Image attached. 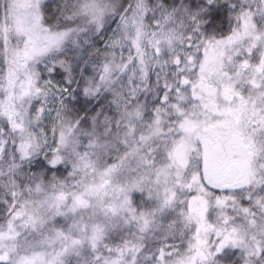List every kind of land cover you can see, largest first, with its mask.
Masks as SVG:
<instances>
[{
    "label": "snow or ice",
    "instance_id": "obj_1",
    "mask_svg": "<svg viewBox=\"0 0 264 264\" xmlns=\"http://www.w3.org/2000/svg\"><path fill=\"white\" fill-rule=\"evenodd\" d=\"M0 264H264V0H0Z\"/></svg>",
    "mask_w": 264,
    "mask_h": 264
}]
</instances>
